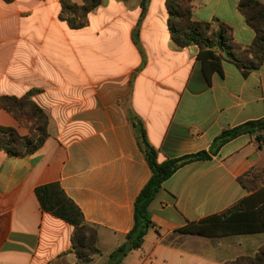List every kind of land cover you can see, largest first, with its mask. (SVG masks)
I'll list each match as a JSON object with an SVG mask.
<instances>
[{"label": "crops", "instance_id": "1", "mask_svg": "<svg viewBox=\"0 0 264 264\" xmlns=\"http://www.w3.org/2000/svg\"><path fill=\"white\" fill-rule=\"evenodd\" d=\"M141 1L102 0L85 27L71 29L58 19L59 0H0V96L32 91L49 120V137L33 154L15 157L0 149V264H84L70 251L73 227L43 211L35 194L52 182L98 228L101 254L88 264L109 263L151 176L133 120L142 123L162 162L208 151L223 131L264 118V64L244 73L213 49L221 73L207 76L199 48L173 42L166 0H147L142 15ZM193 4L196 20L224 22L237 44L252 43L255 34L238 0ZM0 126L29 134L1 108ZM252 167L264 169V142L243 134L210 159L177 170L149 205L152 227L142 246L115 264H222L253 256L264 233L178 231L264 195V187L248 192L237 181Z\"/></svg>", "mask_w": 264, "mask_h": 264}, {"label": "trees", "instance_id": "2", "mask_svg": "<svg viewBox=\"0 0 264 264\" xmlns=\"http://www.w3.org/2000/svg\"><path fill=\"white\" fill-rule=\"evenodd\" d=\"M12 1V0H5ZM146 1H141V15L146 9ZM195 0H166L168 28L173 42L179 47L196 45L198 58L204 73H221V61L213 49H219L230 57L244 73L259 69L264 64V5L258 0H238L237 9L244 17L255 36L248 46L239 45L233 37V29L228 24L215 20L200 22L193 17ZM102 0H83L75 4L72 0H59L58 19L66 22L71 29H81L88 24L89 13L101 4ZM136 37V36H135ZM32 91L22 97L0 96V108L28 128V135H20L15 130L0 126V149L15 157H25L42 147L49 137V120L46 113L31 100ZM138 146L151 171L147 183L140 190L133 206V226L126 234L125 242L110 254L108 264L126 256L130 251L142 246L147 231L152 227L149 205L162 187V184L177 170L199 160L210 159L219 149L243 134L255 136L264 142V118L246 122L223 131L212 142L208 151L185 155L180 158L157 160V151L148 142L140 121L133 120ZM238 183L248 192L264 187V169L252 167L237 178ZM35 194L41 209L73 227L70 251L80 262L88 264L95 255H100L98 228L84 219L83 213L74 201L67 196L59 182L38 186ZM255 199L249 206L248 200ZM180 233L213 237L264 233V195L255 194L242 200L219 216L196 223H189L178 230ZM222 264H264V245L253 256H239Z\"/></svg>", "mask_w": 264, "mask_h": 264}]
</instances>
